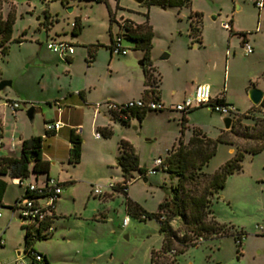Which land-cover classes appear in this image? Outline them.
I'll list each match as a JSON object with an SVG mask.
<instances>
[{
  "label": "rangeland",
  "instance_id": "374dc122",
  "mask_svg": "<svg viewBox=\"0 0 264 264\" xmlns=\"http://www.w3.org/2000/svg\"><path fill=\"white\" fill-rule=\"evenodd\" d=\"M69 1L70 5L67 6L66 2L62 3L60 0H0V17L6 19L12 15L14 18L8 51L4 55L0 54V81L11 80L12 84L0 90V96L3 99L5 93H8L9 98L21 102L25 117L19 122L18 130L21 134L25 135L27 131H32L35 135L44 132L42 115L55 116V106L50 105V102L54 103L55 99H59L55 88L59 85L66 87L70 82L62 65L59 69L48 67V79L41 77L45 64L41 63L39 52L48 66L55 65L59 57V53L50 50L46 43L45 27L49 13L58 18V21H55L58 30L71 32V21L75 14L81 12L83 27L81 32L75 35L79 43L73 45L77 53L85 51L84 47L90 44L89 42H101L102 46L92 66L93 75L95 73L99 79L97 92L100 93L105 89H118L123 81L121 73H124L126 82L128 78H132V84L136 81L135 72L143 75V65L140 62L144 61L145 54L141 50H134L135 42L131 39L122 37V47L127 50V54L113 52L110 62V50L105 46L111 43L110 20H113L115 13L116 20L112 22L115 38L123 31L117 22L122 24L130 21L135 25L148 23L152 27V47L145 65L149 68L153 61L155 66L167 69L173 65L177 52H181L184 41L190 40V14L195 8H200L204 11L203 36L215 43L222 41L224 46H228V39L231 37L227 56L229 60L225 64L224 77L221 73L219 80L225 84L229 98L238 104L240 111L249 115L242 123L252 125L253 117H264V108L259 104L253 105L248 96V90L252 86L264 91V0L261 8L256 5L258 0H192V4L182 6L176 3L148 4L146 0L141 3L136 0ZM72 6H75L73 11L70 9ZM231 19L237 29L232 35L230 30L224 27V23L230 22ZM243 29L252 32L249 37L256 48L254 53L247 54L241 45L242 36L238 33ZM18 37L26 39L15 40ZM171 52V58L160 59ZM73 66L72 72L82 74L86 62L82 60ZM222 68L223 65L220 64L219 69ZM177 81L178 78L172 76L171 84L174 85ZM73 83L74 79L71 80V84ZM31 106L36 110L33 122H30L27 116V110ZM12 112L10 109L11 115ZM179 113L181 117L182 113ZM151 120L150 117L147 118L143 125L148 130L150 127L158 129L160 134L156 135V139L148 140L150 135L140 132L138 123L135 124L138 131L133 127L129 130H119L118 133L122 132L133 138L139 163L149 168L153 165L154 158H165L167 150L172 148L175 134H180L182 128L173 118ZM188 124L186 134L192 131L193 125H201L203 132L213 139L222 133L221 128L224 126L221 114L212 112L207 107L193 111ZM227 136L241 147L251 144L233 133ZM117 139L118 135L115 134L111 140H107L113 144L103 146V151H115ZM89 141L86 158L88 163L81 165V168L77 167L80 173L77 171L75 174L77 180H85L88 183L77 184L75 202L72 196L66 195L69 187L65 188L67 198H63V204L66 213L55 219V229L49 238L36 241L35 250L46 255L49 264H151L152 253L159 251L162 246L163 233L160 232V222L155 218L142 219L129 213L130 221L125 227L123 221L127 215L126 196L122 193L114 197L92 194L90 184H102L105 182L104 177L106 181L110 180L109 176L113 172L111 173L109 168L106 169L103 163L93 165L95 140L91 138ZM60 147L63 151L62 145ZM48 150L46 147V151ZM235 151V146L218 143L216 154L203 171L213 174ZM241 164V169L229 174L225 185L210 198L211 214L215 216V220L229 227L234 234L238 233L240 240H236L231 234H211L208 239L189 246L178 256L177 264H264V149L255 154L246 152ZM57 173L61 177L65 175V171L61 170L58 164L52 166V175ZM117 174L121 176L119 171ZM133 175L135 178L129 183V197L147 212H156L178 182L177 176L162 170L147 175V181L138 173L134 172ZM205 182L206 178L201 176L198 181L188 182L185 186L200 193ZM21 191L22 189L13 185L9 179L6 204L0 206V213L3 215L0 218V234L4 240V245H0V264L32 263L31 255L18 253L25 247V230L21 221L14 218L9 223L12 216L10 206ZM173 226L182 231L180 222L173 221ZM171 254L173 253H168L161 260L170 259ZM40 264H45V261Z\"/></svg>",
  "mask_w": 264,
  "mask_h": 264
},
{
  "label": "crops",
  "instance_id": "0c3cea01",
  "mask_svg": "<svg viewBox=\"0 0 264 264\" xmlns=\"http://www.w3.org/2000/svg\"><path fill=\"white\" fill-rule=\"evenodd\" d=\"M66 3L67 6L70 5L69 0ZM189 4H192V0H190ZM74 9L75 6H72V11ZM195 13H199L201 15V25H200L201 30L199 33L193 35L190 32V23L192 21L191 17ZM47 16L48 17L46 18V27H45L47 31L46 43L47 41L52 39L67 41L72 46L75 45L76 43H79L75 39L77 37H75V35L72 34V29L74 27V23L76 19L83 27V18L80 11L79 13L74 15L73 21H71L70 24V26L72 27L71 32H69L68 30H63V31L58 30L57 26L55 25V21L57 22L58 18L52 16V14L50 13ZM203 18H204V11L202 9L195 8V10H192V14H190V22H189L190 42L184 41L182 50L181 52L179 51V53L177 52L176 58L174 59L173 65L171 67L167 69L166 68L163 69L161 67L155 66L153 64V61H151L152 62L151 66H153L155 73L160 76V83L158 87L145 84L146 79L143 69V75H140L139 72H135L134 77L136 81H133L134 84H132L130 81V79L132 78L130 79L128 78L126 82L125 79L123 78L124 73H121V78L123 81L121 82L120 86L118 84L119 86L118 89H105L100 93L97 92L99 79L95 76V73L93 75L92 66L96 62L98 52L100 51V46L97 48L91 60L88 49V45L90 44L101 43L97 40H96L97 42H89L90 44L85 45L84 47L85 51H81V53H77L75 50L71 55H63L57 53L59 57L56 59L55 65L51 64L48 66L46 64L47 62L44 59L42 53L39 52L38 56H40L41 58L40 61H42L41 62L42 64H45V67L41 70L42 78L46 77L48 79L49 76L48 67H54L59 69L61 68L62 65L64 67L63 70L67 72L69 76L70 82L67 84L66 87L59 85L57 86V88H55L59 95V99H55L54 103H51L49 100L50 105L55 106V116L46 117L42 115L41 119L44 126L43 128L44 132L37 135L33 134L32 131H27L25 135L21 134L22 132H19L20 131L18 130L19 122L25 118L24 113L21 110V106L18 109L15 110L12 109L13 112L11 115L10 114L11 108L4 104L5 99L9 98L8 93H5L3 99L0 96V129L2 130L3 135L5 137V146L3 150L0 152V168L6 171V173H0V179L6 181L7 183L6 190L4 192L2 199L3 205L5 206L6 204L5 196L9 186V179H11V183L13 185L20 187L22 189L21 193L15 197V201H16L25 192V185L27 183H35L38 186H43L46 184L48 178H54L61 184L62 187V192L56 200V207L54 210L53 217L50 220V223L53 225L54 228L55 219H57L59 215H64L66 213L65 206L63 204V198L65 197L67 198V196L68 197L72 196L75 202L74 193L77 188V184L82 183L85 185L88 183L85 180H77L75 178V174L77 173V171L79 172L80 170L77 169V167L79 168L81 165L84 166L85 163H88V161H86V158H87V144L90 143L89 140L91 138L95 140L94 141L95 157L94 160L92 161L93 165H99V163L100 164L103 163L102 165L105 166L106 169L109 168V171H111V173L113 172V174H110L109 176L110 180L106 181L104 177L103 180L105 182H103L102 184L106 185L109 184L110 182H113L117 185L122 184L124 181V176L122 174L121 167L118 165V157L121 154L119 142L123 139L130 142L134 147V149L135 146H134L133 138L123 134L122 132L118 134L119 130H123V129L129 130L130 128L134 127L138 131L135 125L136 123H138L140 126L139 127L140 132H143V134L146 135L147 134L150 135V138L148 140H152L153 138L156 139L157 138L156 135L157 134L159 135L160 132L158 131L157 128H153L155 129V131L151 127L150 130L144 128L143 123L147 118L150 117V119H152L151 121L173 118V120L174 121L177 120V122H179L178 124H180L182 127L181 120L183 117H185V127L183 128L184 132L182 133V128H180L179 131L180 134H175L173 138L174 141L172 142L171 147L178 144V140L180 137H182L184 142H187L193 133L191 131L189 134H186V129L189 128L188 122L190 119V114L198 109L204 107H207L209 109V107L200 106L191 109L188 112H181L175 110L174 106L177 103H180L185 97L192 94L197 84L200 83L209 84L211 87V95L214 100H223L224 102L233 105L236 108L238 114L242 113L238 107V104H235L233 100L229 98L228 90L225 84L220 82L219 80V76L221 73H223V77H224L225 64L226 61L229 60V57L227 56L230 51L231 37H229L228 39L229 41L228 46H224L225 44L222 41H220L219 43H215L211 41L210 38H206L205 36H203V27H202ZM115 20H116V13L113 16V20L112 21L110 20L111 43L105 46V48L110 50V62L112 61V57H113V51L111 50L110 46L112 44V41L115 39L114 25L112 22H114ZM230 21L233 32L237 31V29L233 25V19H231ZM117 23L119 25V28H121L120 22ZM136 25L133 24V26ZM42 26L43 25L41 23V27ZM241 32L247 33L246 37L240 40L242 47L244 48L243 46L244 43L248 42L253 47L252 53H254L256 48L255 45L251 42V37H249V34H251L252 32H248V30H244V29L241 30ZM25 39L26 38H23V40ZM122 42H123V38H122ZM134 50L143 51L142 49H136L135 47ZM172 55L173 52H171L170 55H168V57L165 59L171 58ZM164 57L165 56H162L160 57V59H164ZM82 60H85L86 62L84 72L82 74L79 72H74V71L72 72L74 63H78ZM220 64L223 65L222 69H219ZM172 76H176L178 78L177 83H175L174 85H172L170 82ZM73 79L75 83L71 84V80ZM124 89L127 91H124ZM139 98H154L162 102L166 106V109L160 111L148 110L144 114L143 118H139L137 114L138 110L133 111L129 120L126 121L127 124H123L121 121H119L114 117V114L111 111H109V109L105 104L107 101L125 103L129 100H135ZM97 104H100V106L97 107ZM35 112L36 110L34 108V115ZM179 112L182 113L181 117L179 116L180 114ZM9 114L11 115L12 118L10 117ZM221 116L223 117L225 115H221ZM35 117L36 115L33 117V119H35ZM53 121H60L62 123V127L57 131H49L46 125L48 122H53ZM77 126L82 127V131L80 133H77L75 131V127ZM222 127H223L221 128L222 131L228 130L224 126ZM194 128L200 129L204 134L206 133L203 132L204 130L201 127V125L200 126L193 125V129ZM97 133L100 134L99 137L97 136ZM115 134L118 135L116 150L115 151L111 150V152H104L103 146L112 145L113 143L107 140H111ZM33 136H41L43 138L42 160H44L47 163V171L36 172L32 169L33 163H31L29 165L30 173L28 177H24V178L15 177V178H20L22 180V184L19 185L13 181L14 177H12V175L10 174V170L5 167L3 162H5V160L8 158H19L21 155V147L23 140L30 139ZM72 136H76L82 140L81 158L78 163H72L69 160L70 148L72 146ZM61 145L62 148H64L63 151H61L60 149ZM46 147H48L49 149L48 151H46ZM169 150H167V152ZM57 164L58 166H60L61 170L65 171L64 173L65 175L62 177L59 173H57L55 176L52 175V166H56ZM65 164L66 167H64ZM140 165L142 166L141 162ZM118 171L121 173V176H118L117 174ZM135 173L138 172L136 171ZM146 176H144L145 181H147ZM129 183L130 181L127 183L128 196H129ZM90 185L92 186L93 184ZM66 187H69L68 188L69 191L68 192L66 191L67 196H65ZM118 193H122L119 190V186L115 190H108L104 195L107 197L108 196L114 197ZM126 210H127V215H129L127 205H126ZM13 213L14 212L12 210V215ZM2 216L3 215L1 213L0 218ZM14 218H12L11 216L9 223ZM53 231L48 235V238L49 236L52 235ZM44 256L47 258L46 255Z\"/></svg>",
  "mask_w": 264,
  "mask_h": 264
},
{
  "label": "trees",
  "instance_id": "16d2710c",
  "mask_svg": "<svg viewBox=\"0 0 264 264\" xmlns=\"http://www.w3.org/2000/svg\"><path fill=\"white\" fill-rule=\"evenodd\" d=\"M51 1V0H42ZM62 3L68 0H60ZM106 1V0H97ZM148 4H189L190 0H146ZM190 23V32L195 35L201 30V15L195 13ZM14 18L9 15L6 19L0 17V54H6L8 51V43L12 39ZM127 22V21H126ZM123 24L121 26L122 37L131 39L135 42L136 49H142L145 54L144 58V74L145 84L158 87L160 83V76L155 73L153 66L146 67L145 61L149 57V53L152 47L153 30L148 23L137 24L131 26L129 24ZM81 24L76 19L74 27L72 29L73 35H78L81 32ZM229 30L232 33V25L230 21ZM242 38L246 37L245 32L238 33ZM22 41L23 38L18 37L15 39ZM113 43V41H112ZM102 44H90L88 45L90 60L93 58L97 48ZM112 50V44L110 46ZM224 102L223 100H218ZM264 108V98L259 104ZM133 113V112H132ZM145 110H138L139 118H143ZM249 117L247 113H240L237 117H234L233 123L228 130H223L222 133L215 139L207 137L198 128L192 130V136L187 142H184L182 137L179 138L178 144L173 146L166 154L164 162L167 168L162 170L169 172L178 177V182L171 189V195L163 201L159 209L156 212H147L139 204L134 202L129 196L128 192H122L126 196V205L129 213L140 216L142 219L145 217L155 218L160 222V232L163 233L162 246L159 251H154L151 257V264L157 262H165V264H177V258L182 254L189 246L196 245L203 239H208L209 235L224 236L233 235L237 240V234L230 231L229 227L219 223L215 220V216L212 215L210 209L211 196L221 189L226 182L229 174L238 171L242 167V160L246 152L255 154L264 149V117H253L254 123L252 125L243 124L242 120ZM121 121L123 124H127L126 121ZM182 133L185 127V117L181 120ZM233 133L236 137L245 140L250 145L241 147L233 139L228 138V134ZM42 140L41 136H33L30 139L23 140L21 147V155L19 158H8L5 160L4 165L10 170L12 177H28L30 173L29 165L33 163V170L36 172L47 171V163L42 160ZM218 143H225L236 147V151L233 156L221 165L213 174L203 171V168L209 163L210 159L216 154ZM121 154L118 157V165L121 167L122 174L124 176L123 183L127 184L134 177L133 173L138 172L146 176L147 168L141 166L139 158L135 152L132 144L126 140L119 142ZM82 140L76 136H72V146L70 148L69 160L72 163H78L81 158ZM0 173H6L4 169L0 168ZM142 176V177H143ZM204 176L206 182L200 193H197L191 189H187L185 186L188 182L198 181V179ZM135 178V177H134ZM6 181L0 179V206H4L2 203L3 195L6 190ZM13 209V206H10ZM211 216V218H210ZM176 221L181 223L182 231L175 229L172 222ZM25 230L24 241L25 247L23 252L31 255L32 251H35L34 244L37 240L47 239L48 236L40 235V229H36L37 237L33 238L31 231H28L27 226H23ZM168 253L172 257L170 259L161 260L162 257L167 256ZM45 264H49V261L44 256ZM161 260V261H160ZM31 264L36 263V260L32 257Z\"/></svg>",
  "mask_w": 264,
  "mask_h": 264
},
{
  "label": "built area",
  "instance_id": "2783aa9c",
  "mask_svg": "<svg viewBox=\"0 0 264 264\" xmlns=\"http://www.w3.org/2000/svg\"><path fill=\"white\" fill-rule=\"evenodd\" d=\"M256 5L261 8L263 6L262 0H258ZM125 24L123 22L121 25ZM133 26L129 21L126 22ZM224 27L229 29L230 22L226 21ZM244 49L247 54L253 52V47L248 43H244ZM47 47L53 52L60 53L63 55H71L74 52L73 46L62 40H49L47 41ZM112 51L117 53L126 54L127 50L122 47V36L119 34L117 38L113 40ZM4 104L9 106L11 109L15 110L21 106L19 100L14 99H5ZM107 108L114 114V117L118 120L128 121L132 112L136 110H154L160 111L166 109V106L154 99V98H139L135 100H129L125 103H117L113 101H107ZM100 104H97L99 107ZM200 106H208L210 110L218 112L221 115L237 117L238 112L233 105H230L226 102H220L214 100L211 95V87L209 84L200 83L197 84L193 93L185 97L180 103H177L174 106V109L181 112H188L191 109ZM49 131H57L62 127L60 121L48 122L46 125ZM75 131L80 133L82 131L81 126L75 127ZM99 137L100 134L97 133ZM5 146V137L2 130L0 129V152ZM167 168L166 163L162 157H157L153 161V165L150 168H147L146 174H153L160 170ZM143 174H140L142 177ZM13 181L19 185L22 184L20 178H14ZM119 186L122 192L128 191L127 184L122 183L117 185L113 182L109 184H95L92 185V194L96 196H101L105 194L108 190H115ZM62 192L61 184L54 178H48L46 184L43 186H38L35 183H27L25 185V192L15 201L13 205V215L12 218H17L21 221V226H27L31 231L33 238L37 237L36 229H40V235L48 236L53 231V225L50 223V220L53 217L54 210L56 207V200ZM1 216V213H0ZM130 217L127 215L123 221V225L127 226L129 224ZM173 225V222H172ZM237 238L240 240L239 235ZM238 240V241H239ZM4 244L2 235L0 234V245ZM31 256L36 263L43 261L44 255L38 251H32Z\"/></svg>",
  "mask_w": 264,
  "mask_h": 264
},
{
  "label": "water",
  "instance_id": "95a60500",
  "mask_svg": "<svg viewBox=\"0 0 264 264\" xmlns=\"http://www.w3.org/2000/svg\"><path fill=\"white\" fill-rule=\"evenodd\" d=\"M138 3L143 2L144 0H136ZM70 9L72 10V7H70ZM168 55H165L164 58H167ZM141 65H144V61L142 60L140 62ZM12 82L11 80H2L0 81V90H3L6 86L11 85ZM248 96L252 102L253 105H258L261 103V101L264 98V91L256 86H252L251 88H249L248 90ZM27 116L29 118V120L32 122L33 117H34V107L31 106L28 110H27ZM233 117L231 116H223L222 120L224 123V126L226 129H230L232 123H233ZM23 251H19L18 253L21 254Z\"/></svg>",
  "mask_w": 264,
  "mask_h": 264
},
{
  "label": "flooded vegetation",
  "instance_id": "af4514ba",
  "mask_svg": "<svg viewBox=\"0 0 264 264\" xmlns=\"http://www.w3.org/2000/svg\"><path fill=\"white\" fill-rule=\"evenodd\" d=\"M239 234L237 233V236H238Z\"/></svg>",
  "mask_w": 264,
  "mask_h": 264
}]
</instances>
